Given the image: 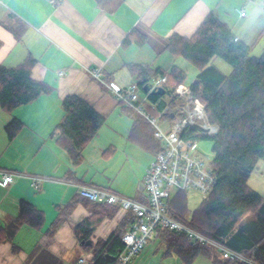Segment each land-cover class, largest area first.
Instances as JSON below:
<instances>
[{
  "label": "crops",
  "instance_id": "0c3cea01",
  "mask_svg": "<svg viewBox=\"0 0 264 264\" xmlns=\"http://www.w3.org/2000/svg\"><path fill=\"white\" fill-rule=\"evenodd\" d=\"M222 1L110 0L98 4L95 0H63L57 5L53 0H0V64L12 67L33 56L37 60L33 77L50 86L49 92L12 112L0 107V171L20 175L8 187L0 184V228L17 218L21 200L45 216L40 229L23 225L13 239H2L0 264H79L84 256L90 260L92 251L74 233L75 226L92 215L90 206L80 203L54 234L47 233L59 209L77 196V183L145 200V177L155 154L133 138L135 116L88 69L100 67L107 81L128 87L139 83L131 64L160 70L181 68L167 50L168 38L192 36L211 11L244 41L222 17L221 11L226 13ZM256 24L244 39L257 35ZM143 36L146 43L140 45ZM72 94L105 117L78 165L53 134L63 119L62 100ZM4 112L10 116H3ZM14 118L23 125L10 140L6 126ZM32 176L44 178L38 190L31 185ZM126 216L118 210L104 217L91 241L107 239Z\"/></svg>",
  "mask_w": 264,
  "mask_h": 264
},
{
  "label": "trees",
  "instance_id": "16d2710c",
  "mask_svg": "<svg viewBox=\"0 0 264 264\" xmlns=\"http://www.w3.org/2000/svg\"><path fill=\"white\" fill-rule=\"evenodd\" d=\"M95 1L104 4L110 0ZM260 1L264 9V0ZM235 37L231 29L211 11L192 36L173 34L167 40V50L171 54L183 57L199 70L189 86L193 96L205 105L209 122L219 128L216 136L208 138L212 140L213 152L210 164L217 178L209 198L202 199L200 206L189 214L188 192L176 191L168 202L167 213L230 249L252 256L264 264V196L249 185L251 173L259 161L264 160V49L261 55H251V45L242 40L234 41ZM125 42H130V39L127 37ZM138 43H146V37L143 36ZM217 58L230 65V73H224L215 65ZM36 63L33 56H28L16 66L0 64L1 109L12 112L49 92L47 83L33 77ZM130 69L137 76L142 90L151 78L167 76L164 88L168 101L163 99L164 95L148 94L146 107L152 113H156L151 109L152 103H158L159 108L166 105L174 107L180 103L175 90L186 81L184 70L177 66L167 70L153 69L146 64H131ZM61 104L63 119L53 134L58 135V144L68 152L73 164L78 165L83 160L85 146L98 135L105 117L79 95H67ZM123 109L135 116L133 138L154 154L159 152L161 147L154 138L150 123L132 109L124 106ZM22 125L16 118L8 123L6 130L10 140ZM80 203L90 206L92 211L91 216L74 228L82 246L92 251L87 264H116V257L124 248L122 235L128 228L127 216L107 239L99 238L95 243L91 241V245L87 242L104 217L117 213V205L92 203L77 194L59 209L47 233L54 234L56 227ZM244 217L246 220L240 222ZM44 222L43 211L21 200L17 218L0 228V243L2 239H13L23 225L40 229ZM156 238L166 244L167 254L175 253L185 264H193L201 255L208 258L210 264H247L225 259L214 248L194 243L183 233L159 227Z\"/></svg>",
  "mask_w": 264,
  "mask_h": 264
},
{
  "label": "built area",
  "instance_id": "2783aa9c",
  "mask_svg": "<svg viewBox=\"0 0 264 264\" xmlns=\"http://www.w3.org/2000/svg\"><path fill=\"white\" fill-rule=\"evenodd\" d=\"M53 2L58 5L63 0ZM241 15L245 16L246 11L241 10ZM238 40V37L234 38V41ZM88 73L124 107L132 109L150 123L154 138L161 147L147 170L143 201L125 197L109 189L85 183L76 184L81 197L92 203L117 205L119 210L126 213L129 224L122 235L124 248L116 257V264H132L133 259L156 238L159 227L186 234L190 241L214 248L225 259L260 264L252 256L230 249L224 243L167 213L168 202L176 191L194 190L202 199H208L217 182L212 165L201 155L197 146L199 137L212 138L217 135L219 128L209 122L205 105L193 96L190 86L185 83L177 86L175 95L180 99L179 104L159 108L158 103H152L151 109L156 111L152 113L146 107L149 93L143 92L138 83L122 87L109 82L104 78L100 67L89 68ZM167 81L166 75H158L151 78L147 85L152 91L164 88ZM0 174V184L3 187H8L20 176L8 170L0 171ZM43 181L41 176H32L31 185L38 190ZM78 263H88L87 257L80 258Z\"/></svg>",
  "mask_w": 264,
  "mask_h": 264
},
{
  "label": "rangeland",
  "instance_id": "374dc122",
  "mask_svg": "<svg viewBox=\"0 0 264 264\" xmlns=\"http://www.w3.org/2000/svg\"><path fill=\"white\" fill-rule=\"evenodd\" d=\"M222 17L227 21L230 27L241 36V38L251 45V55H261L264 49V9L262 2H251L249 0H224ZM241 10H245L247 17L241 15ZM253 22L257 23L255 29H259L257 35L253 38L244 39V35H250L249 29H252ZM258 27V28H257ZM253 31V30H252ZM174 64L179 65L187 74L185 84L192 83L199 72L183 57H175ZM215 65L219 67L224 73H230L231 67L224 60L215 59ZM163 99L168 101L169 96L164 95ZM3 116H10L9 113H1ZM198 151L207 159L208 162L213 159L212 140L208 138H200L198 140ZM249 185L264 196V160L259 161L251 176L249 178ZM201 195L194 190L187 193V207L188 213L192 214L202 203ZM246 217L242 218L240 222H244ZM167 246L161 243L158 239H152L146 247L133 259L132 264H185L183 260L175 253L166 254ZM89 254L88 251H86ZM193 264H210V260L205 256H199Z\"/></svg>",
  "mask_w": 264,
  "mask_h": 264
},
{
  "label": "water",
  "instance_id": "95a60500",
  "mask_svg": "<svg viewBox=\"0 0 264 264\" xmlns=\"http://www.w3.org/2000/svg\"><path fill=\"white\" fill-rule=\"evenodd\" d=\"M143 91L146 92V93L150 92L151 95H159V96H163L166 93L165 88H162V87L157 89V90L154 89V90L150 91V88H149L148 85L143 86ZM87 245H91V240H89L87 242Z\"/></svg>",
  "mask_w": 264,
  "mask_h": 264
},
{
  "label": "bare ground",
  "instance_id": "6f19581e",
  "mask_svg": "<svg viewBox=\"0 0 264 264\" xmlns=\"http://www.w3.org/2000/svg\"><path fill=\"white\" fill-rule=\"evenodd\" d=\"M150 93V92H149Z\"/></svg>",
  "mask_w": 264,
  "mask_h": 264
}]
</instances>
